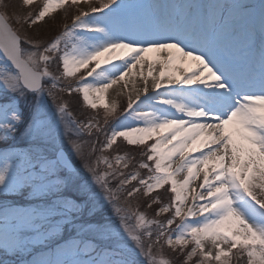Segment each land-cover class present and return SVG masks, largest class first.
I'll return each mask as SVG.
<instances>
[{"label":"snow or ice","instance_id":"6c2138e0","mask_svg":"<svg viewBox=\"0 0 264 264\" xmlns=\"http://www.w3.org/2000/svg\"><path fill=\"white\" fill-rule=\"evenodd\" d=\"M36 3L0 0V264H264V0Z\"/></svg>","mask_w":264,"mask_h":264},{"label":"rangeland","instance_id":"374dc122","mask_svg":"<svg viewBox=\"0 0 264 264\" xmlns=\"http://www.w3.org/2000/svg\"><path fill=\"white\" fill-rule=\"evenodd\" d=\"M9 3H14V4H19V0H8ZM93 2H99V0H93ZM126 3H136V2H141V0H125ZM40 3H43V0H37V3L33 5L34 8L38 7V5ZM67 7V6H66ZM65 10L61 9L57 12H55L53 14V18L52 19H47L46 21L38 24L35 26V28L33 29V31L35 33H37L41 38L45 39V40H49L52 37H54L55 35L59 34L62 30H63V25L65 23L67 24H71L72 22V18H73V14H74V10L68 11L67 12V19H65ZM14 28H19L18 25L13 24ZM57 31V32H56ZM84 71L82 70L81 73L77 74V78L79 79L80 75H83ZM73 83H75L76 81L73 80ZM65 100H68L69 103V109L70 111L73 113L74 117L76 118V120L78 121H86L89 117L91 116H96L97 119L100 121L101 126L104 127L103 125V117L105 115L104 109L103 108H98L96 110H92L90 108H88L87 106L82 105L81 103V99L80 96L78 94H73L71 96L65 95L64 96ZM115 103L118 104V111H117V115L110 117L109 118V124L107 127H111L113 124H115L117 122L118 117L120 116L121 113L124 112V110L127 107V103H128V90H124L122 95H117L116 99H115ZM95 133L93 134V137H85L86 140H91L95 137ZM105 140V137L103 135L99 136V142L96 144V148H97V152L96 155H99V149L100 147L103 145ZM153 143V141H149V144ZM90 147V145L85 147V151H88V148ZM143 151V147H131V146H127L126 142H124L122 140V138L120 140H118L117 144L113 146V149L109 150L108 152H105L104 155H107L109 157H114L117 154H124L125 152L130 153L132 155L136 156V161H139L142 157L140 156V153ZM136 161H133V163H135ZM101 168H103V165L100 166ZM132 168H129L127 171H132ZM141 171V175H146V171L145 170H140ZM160 193H167V195H165L163 197V203H170L171 201V193L168 191V186L166 185L163 189L160 190ZM158 195V193L154 192L152 193V196ZM151 199V197H144L143 195H137V197H134L132 199V203L133 205L139 203L140 205V211L142 212H146L147 215L149 217H152L153 214L155 213V211L157 210L158 206L157 205H153L151 208L147 207V203L148 201ZM190 200H191V196H190ZM107 213V210H104V213H98V216H102L104 214ZM172 215L171 212L164 214L162 216L157 217V219L160 220H166L168 217H170ZM180 221L177 220L176 223L178 224ZM173 229L176 227V224H173ZM43 251V249H36V252H40ZM165 251L171 256L173 255L171 253V250L169 249H165ZM246 260V257L244 258ZM179 264V262H178ZM193 264H195V260L193 261ZM232 264H241V261H237L235 258H233Z\"/></svg>","mask_w":264,"mask_h":264},{"label":"bare ground","instance_id":"6f19581e","mask_svg":"<svg viewBox=\"0 0 264 264\" xmlns=\"http://www.w3.org/2000/svg\"><path fill=\"white\" fill-rule=\"evenodd\" d=\"M133 80H137L138 81V76L137 77H130V78H126V81L128 82L129 84V90L132 89V81ZM137 87H139V84H137ZM129 90H128V94H129ZM132 94L134 95V91L132 92ZM116 88L114 87L113 89H110L109 90V93H108V102L109 104L115 102V99H116ZM197 184L199 183V181L196 182ZM190 199V197H189ZM245 260V259H244ZM241 264H244V261H241Z\"/></svg>","mask_w":264,"mask_h":264},{"label":"trees","instance_id":"16d2710c","mask_svg":"<svg viewBox=\"0 0 264 264\" xmlns=\"http://www.w3.org/2000/svg\"><path fill=\"white\" fill-rule=\"evenodd\" d=\"M57 32V31H56Z\"/></svg>","mask_w":264,"mask_h":264}]
</instances>
